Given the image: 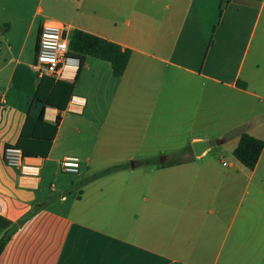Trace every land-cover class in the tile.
Here are the masks:
<instances>
[{
  "label": "crops",
  "instance_id": "crops-1",
  "mask_svg": "<svg viewBox=\"0 0 264 264\" xmlns=\"http://www.w3.org/2000/svg\"><path fill=\"white\" fill-rule=\"evenodd\" d=\"M46 21L129 49L123 74L86 56L63 68L65 110L43 108ZM41 110L59 116L47 154L8 167L4 145ZM242 133L264 140V0H0V217L40 206L0 264H264V149L246 168Z\"/></svg>",
  "mask_w": 264,
  "mask_h": 264
},
{
  "label": "trees",
  "instance_id": "trees-1",
  "mask_svg": "<svg viewBox=\"0 0 264 264\" xmlns=\"http://www.w3.org/2000/svg\"><path fill=\"white\" fill-rule=\"evenodd\" d=\"M7 27L8 25L4 24L2 30L5 31ZM69 50L70 55L77 56L80 59L81 63L77 72L82 66L84 58L91 56L108 62L114 77H120L123 74L130 56L129 49L122 48L114 42L79 29H74L70 33ZM73 86V82L55 80L51 77L43 76L40 78L33 101L42 104L43 108L52 107L61 112L65 110L68 101L72 97ZM58 122L59 116H57L53 125L43 123L42 110L37 117L27 115L17 142L14 145L21 148L25 156L44 157L50 148ZM40 130L44 133H41ZM262 149H264V140L242 133L232 153L242 165L248 169H253L258 162ZM122 168L123 166H112L94 174L92 178L103 176ZM39 207L35 206L15 224L0 217V229L3 230L0 237V253L17 227L32 217Z\"/></svg>",
  "mask_w": 264,
  "mask_h": 264
},
{
  "label": "built area",
  "instance_id": "built-area-1",
  "mask_svg": "<svg viewBox=\"0 0 264 264\" xmlns=\"http://www.w3.org/2000/svg\"><path fill=\"white\" fill-rule=\"evenodd\" d=\"M69 38L70 34L65 26L51 21L42 23L37 38L35 60L31 65L40 77L60 80L64 67H71L74 70L79 68L80 59L70 55ZM2 158L8 167L23 168L25 155L23 150L14 144L4 145ZM60 167L63 172L77 173L79 159L66 156L61 160Z\"/></svg>",
  "mask_w": 264,
  "mask_h": 264
},
{
  "label": "water",
  "instance_id": "water-1",
  "mask_svg": "<svg viewBox=\"0 0 264 264\" xmlns=\"http://www.w3.org/2000/svg\"><path fill=\"white\" fill-rule=\"evenodd\" d=\"M204 147L205 146L202 143L194 144L193 150L195 151L196 154H199L203 150Z\"/></svg>",
  "mask_w": 264,
  "mask_h": 264
},
{
  "label": "rangeland",
  "instance_id": "rangeland-1",
  "mask_svg": "<svg viewBox=\"0 0 264 264\" xmlns=\"http://www.w3.org/2000/svg\"><path fill=\"white\" fill-rule=\"evenodd\" d=\"M213 148H217V146L216 145H214V147ZM215 150L216 149H213V151H212V153H215ZM225 156V155H224ZM136 170H140L139 168H136Z\"/></svg>",
  "mask_w": 264,
  "mask_h": 264
}]
</instances>
